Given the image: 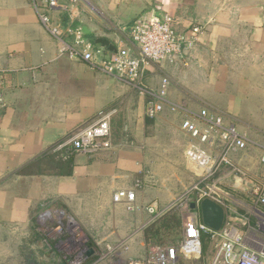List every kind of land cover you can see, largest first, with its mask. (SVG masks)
I'll return each instance as SVG.
<instances>
[{
	"label": "crops",
	"instance_id": "crops-1",
	"mask_svg": "<svg viewBox=\"0 0 264 264\" xmlns=\"http://www.w3.org/2000/svg\"><path fill=\"white\" fill-rule=\"evenodd\" d=\"M59 2L67 9L47 10L51 21L60 28L59 37H55L39 21L31 0H0V94L3 98L0 215L3 222L25 223L27 231H32V216L44 210L73 208L87 210L86 213L112 210L113 219L118 216L116 212H122L121 219L133 228L131 234L119 241L148 245L143 236L144 228L151 222L146 206L154 203L164 208L172 200V194H163L155 187L157 180L147 175L158 151L165 149L154 146L152 140L158 121L163 120V126L169 127L173 113L164 105L156 116L148 117L146 108L149 102L155 101L152 95L140 94L119 78L71 58L66 52L61 53L59 44L62 40L71 45L73 38L66 28L80 27L88 41L90 36L104 38L115 48V51L101 48L104 53L126 47L135 54L137 47L129 36L130 26L153 12L171 15L177 32L193 26L202 27V32L195 45L181 56L148 66L145 83L154 90L163 73L171 82L167 86L168 101H185L192 109L200 102L202 107L218 111L220 114L211 110L245 135L246 148L228 157L233 164L244 167L247 176L232 177L223 166L215 178L220 183L233 178L234 186L239 189L245 185L243 190L219 188L220 194L233 198L227 204L235 212L233 216L247 215L250 226L258 229V219L250 209L256 206L262 210L264 205L261 206L251 188L264 177L261 154H255L264 146L248 134L264 137V0ZM89 4L102 8L105 22L110 20L117 28L104 25V19L96 20L88 11ZM64 16L68 19L66 22ZM110 110H114L110 119V149L92 155L74 153L70 158L53 150L74 130ZM180 134L186 138L181 147L189 163L185 156L189 139L181 127ZM160 186L168 189L166 182ZM123 189L136 190V210L127 211L122 203L113 202V193ZM233 223L242 233L247 230L237 218H233ZM37 245L41 251L46 250L45 241ZM89 246L94 252L88 264H96V249L90 241ZM211 246L213 251L210 242L204 254ZM30 247L33 250L35 246ZM54 247L57 253L38 254L37 262L72 264V250L64 251L58 244ZM17 257L12 262L1 256L0 264H23L19 251ZM124 260L117 255L106 258L108 264H124Z\"/></svg>",
	"mask_w": 264,
	"mask_h": 264
},
{
	"label": "built area",
	"instance_id": "built-area-1",
	"mask_svg": "<svg viewBox=\"0 0 264 264\" xmlns=\"http://www.w3.org/2000/svg\"><path fill=\"white\" fill-rule=\"evenodd\" d=\"M41 24L55 37H59L60 28L51 21L47 10L63 8L59 0H31ZM70 4L84 3L88 0H68ZM66 32L73 38L69 45L60 40V52H66L71 58H78L104 74L115 76L132 85L140 94L152 95L157 101L149 102L146 108L148 117H154L162 111L166 102L168 81L162 79L160 89L150 93L144 82L146 68L152 64L161 63L181 56L190 50L197 42L202 27L193 26L185 32H177L174 21L168 13H151L148 17L139 18L130 26L129 36L137 47L134 54L129 48L123 47L114 53H104L88 41L80 27H67ZM0 94V106L3 104ZM178 105L171 104L174 110ZM114 110L103 113L91 123L74 130L69 136L62 139L54 151L62 152L64 158L74 153L96 154L112 147L110 140V119ZM188 136V145L185 156L197 171V178L186 192L184 200L179 203L185 212L182 215V240L177 245L163 247L149 246L148 255L142 260H127L126 264H181L180 258H185L191 264H199L203 258L201 235L207 234L213 244L210 264H264V237L253 236L248 240L246 233H242L233 223L237 218L244 227L249 228V220L243 216H233L235 212L218 196L221 193L216 174L223 166L230 173H241L238 166L233 164L228 155L244 150L247 146L245 135L241 134L233 124L225 123L218 116L205 108L197 113L189 112L180 125ZM260 161L264 164V148L261 150ZM243 174V173H241ZM245 174L244 177L245 178ZM242 178V179H243ZM139 182L136 183V187ZM252 194L258 202L264 205V177L251 188ZM136 190H116L113 193L114 203H122L127 211L137 209L135 204ZM204 198L211 199L225 210V220L218 231L208 228L200 219L199 208L191 209L190 202L197 206ZM178 208L173 204L164 208L154 203L146 206L151 221L162 216L171 208ZM232 212V213H231ZM258 221V230L262 229L264 213ZM109 251L114 247H107Z\"/></svg>",
	"mask_w": 264,
	"mask_h": 264
},
{
	"label": "rangeland",
	"instance_id": "rangeland-1",
	"mask_svg": "<svg viewBox=\"0 0 264 264\" xmlns=\"http://www.w3.org/2000/svg\"><path fill=\"white\" fill-rule=\"evenodd\" d=\"M68 4L70 3L68 2ZM88 11L90 12V14L96 16L94 17L96 18V20H98L97 18H101L102 20L104 19L102 8L90 6L89 4ZM103 23L104 25H107L109 27L117 28V24L110 20H107L105 22L104 19ZM164 78L167 79L168 86H170L171 82L169 78L166 77L163 73L160 74L159 84L154 88V90L150 89L148 84L145 83L144 78L143 82L150 93L157 94L160 89V83ZM168 100L166 97V102L163 104V109L164 105H166L173 113V116L169 119L170 125L169 127L165 128L163 126V120L160 119V121H158L155 135L153 136L154 139L152 140L154 146L158 148L164 147L165 149L158 151V154L156 155V162H152V164L148 168L147 175L150 176V178H153L154 181L157 180V184L155 187L164 192L163 194H165V192L167 193V195L168 193L172 194V200L169 202V205L173 204L174 206H178L177 209L179 210V213L183 214L185 210L182 209L179 203L184 200L186 192L189 190L198 176L197 171L190 163L187 162L182 152L183 149L181 145L186 142V138L180 134L181 122L188 117L189 112L197 113L202 108H205L210 112L214 111L215 113H218V111H215L208 106L202 107L203 104H200V102L195 103V108L192 109L191 107L189 108V104L185 101H174L171 103ZM156 101L157 100L155 99V102ZM171 104L178 105V107L173 110L171 108ZM226 122L227 124H231L228 123V119H225V123ZM241 129L244 130L243 128ZM248 135H250L252 139L258 140V142L255 141L256 143L264 146V137L263 139H261V137L257 135ZM258 148L261 149L260 147ZM261 152V150H256V156H259ZM238 169L243 174L239 172H237L236 174L231 173L232 177L235 176L236 178L242 179L244 177V174L247 176L244 167L238 166ZM224 172L227 173V169ZM226 179L225 182H219L218 184L221 190L223 188H228L231 191H234L235 189L243 190V187L245 185H241L239 189L238 187L234 186L233 178H229L231 180ZM161 182H166L168 184L167 190L159 188L161 187ZM219 195L220 196H218V198L225 204H229V202L233 200V198L228 197L226 194L225 196L223 194ZM71 209L72 210H57V212L54 210H44V212L41 214L33 215L31 223L34 224L35 230L40 232L42 235L44 234L46 239H48L49 241H52L53 239L59 240L63 235V232L66 230L68 233H71L73 235L72 241L74 245L72 244V242L65 239L61 242H58L57 244L60 245L61 249L63 250H72L70 253L72 257L77 256L78 251L80 252L83 247L92 240L94 248L96 249V252L94 254V261L96 262V264H108L106 258L111 255H117L123 260L125 259L124 264H126V261L129 259L142 260L148 255L147 246L149 244L145 247V245L135 246L129 245L124 241H119L120 239H123L124 236L133 232V228H130V226L128 225L129 223L124 222L123 219H121L123 214L122 212V214L116 212L118 216L116 215L117 217L113 219L114 214L112 215V210H103V213H101V210H96V213H86L87 210L85 211L79 209L75 210L73 208ZM250 210V212L254 214V216L258 219V221H260L259 218L262 217V213L264 212L256 206H253V208H251ZM58 211H62V215H60V212ZM46 212H48L49 215L45 214ZM242 216L245 219L249 220V217L247 215ZM3 221L4 219H2V216L0 215V258L1 256L2 258L8 257L10 260H12V262H16L18 258L17 254L21 248V245L23 246V250L27 248L24 244H26L32 238L31 234L33 230L27 231V224L25 223ZM244 232L246 233L248 240H251L253 236L264 237V223L261 230L255 228L253 229V227L250 226L249 228H247V230H244ZM135 233H137V231ZM138 235H140V232L138 233ZM110 246L114 247V249L111 251L107 249V247ZM37 249L38 248L34 247V250ZM211 251L212 246L209 248L208 252L203 255V258L200 260L199 264H210ZM72 261V264H82L84 260L72 259ZM180 262L182 264H191V262L185 258H180Z\"/></svg>",
	"mask_w": 264,
	"mask_h": 264
},
{
	"label": "trees",
	"instance_id": "trees-1",
	"mask_svg": "<svg viewBox=\"0 0 264 264\" xmlns=\"http://www.w3.org/2000/svg\"><path fill=\"white\" fill-rule=\"evenodd\" d=\"M68 20L66 16L63 17L64 22ZM90 41L94 43V36H90ZM59 153V152H58ZM61 153V152H60ZM72 155V154H71ZM69 155L67 158H70ZM231 191V190H230ZM262 206V205H261ZM262 211L264 212V207L262 206ZM200 213V211H199ZM201 219V217H200ZM182 215L179 213V210L175 207L167 210L162 216L159 218L154 219L151 221L143 230L144 240L150 246H158L163 247L166 245H177L182 240V232H183V223H182ZM35 226L32 227V238L24 244L27 248L23 250V246L19 250V256L23 258V264H39L37 262V255H45L49 256L51 252L57 253V250L53 248V244L51 241L46 239L45 235L41 234L40 232L36 231ZM46 242L47 246L44 248L46 249L44 252L40 251L41 248L36 247L37 244ZM91 244L93 243L92 240L90 241ZM201 242L203 252L209 246L211 240L209 235L202 234L201 235ZM29 245H34L37 250L30 249ZM40 246V245H39ZM39 250V251H38ZM90 259L86 261L84 264H88ZM182 264V263H181Z\"/></svg>",
	"mask_w": 264,
	"mask_h": 264
},
{
	"label": "water",
	"instance_id": "water-1",
	"mask_svg": "<svg viewBox=\"0 0 264 264\" xmlns=\"http://www.w3.org/2000/svg\"><path fill=\"white\" fill-rule=\"evenodd\" d=\"M95 45L98 48H108L109 50L115 51V48L110 44V42L104 38H96ZM189 207L191 209L199 208L202 223L208 228L215 231L222 228L225 220V210L217 202L204 198L200 201L198 206L195 202H190ZM93 252L94 250L91 247H88L85 251L87 256L93 254Z\"/></svg>",
	"mask_w": 264,
	"mask_h": 264
},
{
	"label": "flooded vegetation",
	"instance_id": "flooded-vegetation-1",
	"mask_svg": "<svg viewBox=\"0 0 264 264\" xmlns=\"http://www.w3.org/2000/svg\"><path fill=\"white\" fill-rule=\"evenodd\" d=\"M54 211L57 212V210H54ZM58 212H60V213H59L60 215H62V213H63L62 211H58ZM45 214H48V215H49L48 212H46ZM45 214H43V215H45ZM72 238H73V235H72L71 233H68L67 230L64 231V232H63V235L60 237L59 240L53 239V240L51 241L52 244H53V248L56 249V250H58L57 248H55L56 246L54 247V245H57L58 242H61V241L64 240V239H65V240H69V241L72 242V244L74 245V243H73V241H72V240H73ZM70 247H71V246H70ZM88 247H90V246H89V242L83 247V249H82L80 252L78 251L79 254L77 253V256L71 258V261H72V259H73V260L81 259V260H84L82 264H84L86 261H88V260L91 258V256H92V254L89 255V256H87L86 253H85V251H86V249H87ZM72 262H73V261H72Z\"/></svg>",
	"mask_w": 264,
	"mask_h": 264
}]
</instances>
